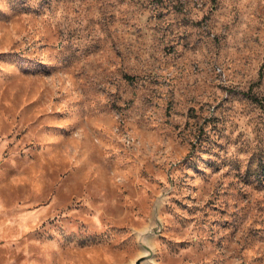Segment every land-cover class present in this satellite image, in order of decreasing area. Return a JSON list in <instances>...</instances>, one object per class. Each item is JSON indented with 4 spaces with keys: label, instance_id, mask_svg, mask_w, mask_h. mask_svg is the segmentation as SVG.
Listing matches in <instances>:
<instances>
[{
    "label": "rangeland",
    "instance_id": "374dc122",
    "mask_svg": "<svg viewBox=\"0 0 264 264\" xmlns=\"http://www.w3.org/2000/svg\"><path fill=\"white\" fill-rule=\"evenodd\" d=\"M145 246L264 264V0H0V264Z\"/></svg>",
    "mask_w": 264,
    "mask_h": 264
},
{
    "label": "water",
    "instance_id": "95a60500",
    "mask_svg": "<svg viewBox=\"0 0 264 264\" xmlns=\"http://www.w3.org/2000/svg\"><path fill=\"white\" fill-rule=\"evenodd\" d=\"M145 253L137 256L130 264H144L145 262H148L152 256L151 250L145 246Z\"/></svg>",
    "mask_w": 264,
    "mask_h": 264
},
{
    "label": "trees",
    "instance_id": "16d2710c",
    "mask_svg": "<svg viewBox=\"0 0 264 264\" xmlns=\"http://www.w3.org/2000/svg\"><path fill=\"white\" fill-rule=\"evenodd\" d=\"M250 99L253 101H257V99L255 97H250Z\"/></svg>",
    "mask_w": 264,
    "mask_h": 264
}]
</instances>
